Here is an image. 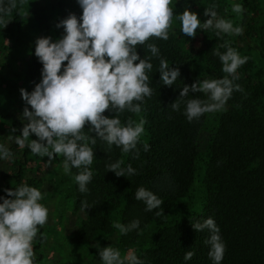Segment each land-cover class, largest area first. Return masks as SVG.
<instances>
[{
    "label": "trees",
    "instance_id": "trees-1",
    "mask_svg": "<svg viewBox=\"0 0 264 264\" xmlns=\"http://www.w3.org/2000/svg\"><path fill=\"white\" fill-rule=\"evenodd\" d=\"M59 1L58 6L66 0ZM205 1L172 0L174 15L169 39L165 41L153 37L146 44L137 46L139 57L153 64L152 70L147 73L152 94L142 102L134 101L140 103L141 111L133 113L126 109L116 112L109 109L104 113L109 118H119L122 126H126L129 120L134 123L145 121L137 148L128 154L116 145L110 148L106 141L95 136L90 124L85 125L84 134L96 139V145H90L94 151L93 163L89 166L93 176L87 185L89 191L81 193L74 177L83 168H72L67 174L72 178L68 195L72 199L73 210L82 216L71 233V244L94 243L104 248L113 223L118 221L127 225L139 220V229L127 234L119 233L118 243L123 249L138 250L137 256L143 264H215L209 256L211 246L205 243L211 233L207 229L197 231L192 226L211 217L219 227V235L225 244L220 264H264V85L261 83L251 90L241 86L243 91H233L229 107L219 116L208 140L200 182L203 188L200 209L188 216L185 212H178L181 201L190 204L193 197L191 190L198 162L196 140L204 122V114L189 122L185 115L186 105L192 98L206 99L202 92L192 91L186 97H179L184 85L191 86L196 80L188 66L184 34L175 28V24L181 23L179 15L185 8L194 10ZM21 4L22 0H16V8L10 14L0 13V24L10 18L17 28L21 19ZM8 5L9 0H0V6ZM241 5L243 11L239 27L243 29L248 0H241ZM77 6L82 8L78 0ZM207 7L211 5L207 4ZM56 11L58 9L42 7L34 11L32 17L56 33L55 26L61 21L55 18L53 12ZM236 42L246 44L244 31L236 35ZM147 44H155L159 56H152ZM258 56L262 63L263 81L264 51H258ZM161 59L167 61L170 68H179L180 76L171 86L161 80ZM28 67L30 75L36 78L42 72L43 64L36 58L28 63ZM176 100L180 103L178 111L172 108ZM0 119L11 120L9 129L14 137L22 135L20 120L4 108H0ZM35 138L38 139L36 135H29L26 145ZM145 144L149 145L148 151H144ZM137 151L138 157L135 155ZM30 153L27 146L21 149L20 159L12 164L13 173L1 175L2 192L6 196V189L19 187ZM59 156L63 163L64 156ZM121 160V168L126 170L131 165L135 174L117 176L107 169L108 165ZM7 178H12L17 186H12ZM140 187L151 190L162 199L161 207L146 211L145 202L135 198ZM84 201L90 207L82 211ZM158 211L161 213L159 216L156 215ZM41 232L39 228L34 239L35 264L41 258L38 252L43 241ZM188 251L195 254L192 259L185 260Z\"/></svg>",
    "mask_w": 264,
    "mask_h": 264
},
{
    "label": "clouds",
    "instance_id": "clouds-1",
    "mask_svg": "<svg viewBox=\"0 0 264 264\" xmlns=\"http://www.w3.org/2000/svg\"><path fill=\"white\" fill-rule=\"evenodd\" d=\"M83 9L82 18L70 14L60 21L57 27L63 26L65 35L52 42L50 37L38 38L35 55L43 64L42 80L29 93L21 88L22 99L31 110L25 107L23 117L28 123L22 129V135L15 136V143L21 148L27 146L33 154L49 157V163L55 155H63V170L70 174L72 168L83 171L75 175L79 191L87 193L93 173L89 166L93 163L94 151L90 145H96V139L84 134L86 124L90 130L112 145L121 147L128 154L137 148L141 134L144 132V120L134 123L129 120L122 126L119 118L104 115L106 110L116 112L128 110L133 113L141 111L140 103L152 94L148 81L153 64L150 60L141 59L136 51L138 45L146 44L153 37L168 40L169 30L173 25L172 0H78ZM16 8V0H9L7 7L0 6V13L8 15ZM216 5L205 8V16L210 18L201 24L198 15L185 8L179 15L181 31L187 37H195L198 28L207 31L214 29L217 37L221 34L241 35L243 29L234 27L230 20L218 18ZM234 13L243 11L242 5H232ZM225 41L220 47L221 53L214 49L222 62V71L226 73L220 79L197 80L191 86L184 85L181 98L188 96L189 91L205 93L207 101L199 98L188 100L185 115L189 122L198 119L204 113L222 110L234 90L243 91L234 81L239 77L237 69L244 65L248 57L240 54ZM152 56H159L155 44H147ZM66 66L61 72L63 62ZM137 61H139L137 63ZM159 72L163 84L171 86L180 76L179 68L169 67L161 59ZM231 77V78H229ZM178 100L172 108L178 111ZM15 132V129L12 130ZM30 133L38 139L29 141ZM9 139L12 136L9 135ZM144 151L149 150L145 144ZM135 155L138 157L139 152ZM10 150L0 144V158L9 159ZM123 161L107 166L117 176L135 174V169L128 165L121 168ZM11 199L0 203V264H35L33 240L39 228L48 221V209L40 203L42 193L36 187L21 185L16 189L5 190ZM137 200L144 201L146 211L161 207L163 201L151 190L144 187L137 189ZM90 207L82 202L81 210ZM161 213H156L159 216ZM140 221L133 220L125 225L115 222L113 227L120 234H127L139 229ZM197 231L207 229L211 235L205 241L209 244V256L215 264H220L225 252V244L219 235L220 229L213 218L202 223L192 224ZM193 251H188L184 259L190 260ZM99 256L104 264H143L133 251L123 257L119 249L108 246L99 249Z\"/></svg>",
    "mask_w": 264,
    "mask_h": 264
},
{
    "label": "rangeland",
    "instance_id": "rangeland-1",
    "mask_svg": "<svg viewBox=\"0 0 264 264\" xmlns=\"http://www.w3.org/2000/svg\"><path fill=\"white\" fill-rule=\"evenodd\" d=\"M58 2L61 1L22 0L19 26L15 28L10 18L0 24V108H4L20 120L22 129L28 123L27 118L23 117V110L25 107L31 110V106L22 99L20 89L23 88L31 93L36 84L42 80L41 71L36 78H33L28 67L31 60L38 58L35 55L36 42L41 37H50L52 42H56L66 34L63 26H55L57 32L54 33L50 30L51 28L39 24L33 19L32 13L42 7H50L53 10L58 9L53 13L55 18L61 21L70 14H74L78 20L82 18L83 9L77 6V0H66L60 6ZM207 4L216 5L215 11L218 18L230 20L234 27H239L241 13H234L232 5H241V0H206L202 6L191 10L198 15L201 24L210 18L204 14ZM246 14L247 20L243 27L246 44L237 43L236 35L221 34L217 37L214 29L204 31L198 28L195 37L184 35L188 66L196 81L198 79H220L227 75L222 71V62L214 54V49H219L221 53L225 52L226 49L220 45L228 41L229 46L234 48L241 57H248L247 62L237 69L236 75L239 78L234 83L246 86L249 90L254 86H260V83L264 85V80L261 81L262 63L258 56V51H264V0H248ZM175 28L181 30V23H176ZM66 64L67 61L63 62L61 72ZM203 94L207 101V94ZM230 98L222 110L204 113V122L196 140L198 162L191 190L193 197H191L190 204L183 200L178 207V212H185L187 216L200 209L203 197L200 182L203 178L204 156L208 140L217 125L219 116L229 107ZM10 122V119H0V144L12 153L9 159L0 158V177L13 173L12 164L15 160H19L21 155V148L15 143V137L10 132ZM9 135L12 139H9ZM30 136L34 137L35 134L30 133ZM59 157L55 155L49 163V157H41L31 152L19 185L27 184L40 190L43 196L40 203L48 209V221L41 227L43 241L38 249L41 258L36 264H104L99 256L100 248L97 244L75 245L69 241L71 233L78 226L82 216L78 211L73 210L72 199L68 195L72 178L64 173L63 163ZM7 180L12 186H17L12 178H7ZM2 190L3 184L0 181V203H3L5 198H13L6 196ZM113 225L114 223L106 239L108 242L106 247L119 249L122 257L129 251L138 255V250L123 249L120 246L119 231ZM34 243L33 240V245Z\"/></svg>",
    "mask_w": 264,
    "mask_h": 264
}]
</instances>
